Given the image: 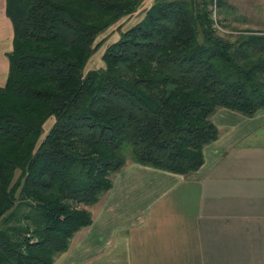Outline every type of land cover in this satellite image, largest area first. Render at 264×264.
Returning a JSON list of instances; mask_svg holds the SVG:
<instances>
[{
    "label": "trees",
    "instance_id": "1",
    "mask_svg": "<svg viewBox=\"0 0 264 264\" xmlns=\"http://www.w3.org/2000/svg\"><path fill=\"white\" fill-rule=\"evenodd\" d=\"M142 1H6L0 264H55L125 164L195 172L218 136L216 109L264 108V33L219 34L222 0H153L85 70L97 35Z\"/></svg>",
    "mask_w": 264,
    "mask_h": 264
},
{
    "label": "crops",
    "instance_id": "2",
    "mask_svg": "<svg viewBox=\"0 0 264 264\" xmlns=\"http://www.w3.org/2000/svg\"><path fill=\"white\" fill-rule=\"evenodd\" d=\"M6 1L0 85L14 38ZM212 120L218 136L204 145L195 172L121 167L55 264H264V108L244 115L220 107Z\"/></svg>",
    "mask_w": 264,
    "mask_h": 264
},
{
    "label": "rangeland",
    "instance_id": "3",
    "mask_svg": "<svg viewBox=\"0 0 264 264\" xmlns=\"http://www.w3.org/2000/svg\"><path fill=\"white\" fill-rule=\"evenodd\" d=\"M152 1L143 0L139 8L132 12L126 20L121 21L126 17L125 15L97 35L93 43V52L85 64V70L103 65V49L117 39L121 31L140 20ZM212 8L215 26L218 33L224 37L234 39L243 32L264 33V0H222L221 4L213 5ZM55 120V115L47 118L40 140L46 136Z\"/></svg>",
    "mask_w": 264,
    "mask_h": 264
}]
</instances>
